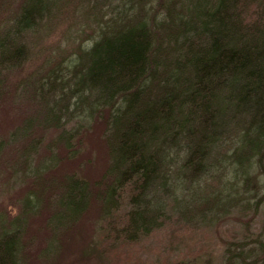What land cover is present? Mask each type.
<instances>
[{"label": "trees", "instance_id": "16d2710c", "mask_svg": "<svg viewBox=\"0 0 264 264\" xmlns=\"http://www.w3.org/2000/svg\"><path fill=\"white\" fill-rule=\"evenodd\" d=\"M56 2L21 3L13 31L0 37V91L3 70L25 57L26 44L14 36L32 29ZM123 2L100 23L91 44L59 60L38 90L46 102L43 123L58 121L54 113L69 110L82 121L99 119L109 159L95 182L81 170L63 176L50 225L74 227L89 210L96 186L102 217L97 250L118 261L124 254L130 261L131 245L160 228L169 211L189 221L198 216L189 217L192 202L204 204L200 212L205 214L237 204L259 209L264 199L263 185L256 186L264 173V0ZM48 94L54 98L50 106ZM77 131L65 129L60 136L72 157ZM211 169L218 188L201 184ZM43 189L29 193L9 223L0 217V264H21L26 215L42 201ZM254 242L249 247L228 243L217 263L185 253L171 263L152 264H264V235L257 234Z\"/></svg>", "mask_w": 264, "mask_h": 264}, {"label": "rangeland", "instance_id": "374dc122", "mask_svg": "<svg viewBox=\"0 0 264 264\" xmlns=\"http://www.w3.org/2000/svg\"><path fill=\"white\" fill-rule=\"evenodd\" d=\"M22 2L0 0V37L8 30L13 31V20ZM124 4L123 0H57L32 29L14 36L19 43L26 44V51L21 64L4 69L1 76L0 217L5 215L6 223H9V218L21 210L29 193L45 190L42 201L26 215L20 236L21 264H102L105 260L113 264L171 263L185 253H192L202 260L211 258L217 263L228 243L242 242L247 247L254 246L256 235H264V199L257 211L237 204L222 212L210 209L205 211L207 214L200 212L204 211V204L201 206L196 202L198 205H194L192 202L189 209L195 208L189 217L198 214L197 217L188 221L169 211L160 228L138 244L131 245L133 257H129L130 261H126L124 254H120L123 258L118 261V256L108 258L97 250L102 217L96 186L89 210L74 227L50 225L49 215L57 208L56 198L63 176L81 170V175L95 182L109 159L99 119L82 121L78 115L71 116L69 110L68 114L55 112L60 118L58 121L43 123L41 106L46 102L44 104V94L38 86L49 81H45L49 76L47 73L59 68V60L75 54L77 47L89 46L100 23L115 15L114 12L120 11ZM130 4L127 3V7ZM53 100V95L48 94L49 106ZM29 121L27 131L22 133V127ZM74 128L78 131L71 143L76 151L72 157L60 136L65 129ZM17 130L20 133L12 137ZM21 152H26L27 157ZM214 174L211 169L207 176H203L201 184L218 188L219 181ZM259 177L256 186L263 185L259 195L264 196V173ZM50 186L52 189L49 190ZM251 259L246 258L247 262Z\"/></svg>", "mask_w": 264, "mask_h": 264}]
</instances>
